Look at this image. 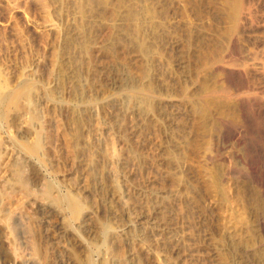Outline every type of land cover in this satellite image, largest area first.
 Listing matches in <instances>:
<instances>
[{
  "label": "rangeland",
  "instance_id": "1",
  "mask_svg": "<svg viewBox=\"0 0 264 264\" xmlns=\"http://www.w3.org/2000/svg\"><path fill=\"white\" fill-rule=\"evenodd\" d=\"M263 4L0 0L1 91L23 90L0 120V264H264V196L238 158L264 149V115L225 96L233 71L212 64L235 54L231 39L243 53L234 69L262 54ZM145 80L157 95L144 106ZM225 123L243 143L217 158Z\"/></svg>",
  "mask_w": 264,
  "mask_h": 264
},
{
  "label": "bare ground",
  "instance_id": "2",
  "mask_svg": "<svg viewBox=\"0 0 264 264\" xmlns=\"http://www.w3.org/2000/svg\"><path fill=\"white\" fill-rule=\"evenodd\" d=\"M93 1V0H92ZM243 1V0H242ZM257 1V0H256ZM263 1V0H262ZM106 3V1H103ZM259 2V1H258ZM227 3V2H226ZM240 3V2H239ZM252 3V2H251ZM87 4V3H86ZM103 4V3H102ZM236 4V3H235ZM250 4V3H249ZM262 4V3H261ZM233 5V4H231ZM239 5V4H238ZM245 5V4H244ZM264 5V4H263ZM225 6V5H224ZM249 6V5H248ZM237 9V8H236ZM242 9H245V8H242ZM261 9V8H260ZM228 10V9H227ZM246 10V9H245ZM187 11V10H186ZM230 11V10H229ZM241 11V10H240ZM252 11V10H251ZM84 12V11H83ZM86 12V10H85ZM231 12V11H230ZM258 12V11H257ZM229 14V13H228ZM238 14V13H236ZM242 19H246L247 17L244 15V13H242ZM233 15V14H232ZM247 15V14H246ZM264 15V14H263ZM132 16V15H131ZM134 16V15H133ZM260 16V15H259ZM228 17V16H227ZM250 17V16H249ZM248 17V18H249ZM234 18V17H233ZM236 18V17H235ZM247 18V19H248ZM251 19V18H250ZM233 20V19H231ZM238 20V19H237ZM236 20V21H237ZM242 20V21H243ZM234 21V20H233ZM252 21V20H251ZM264 21V20H263ZM244 22V21H243ZM247 22V21H246ZM235 23V22H233ZM253 23V22H252ZM259 23V22H258ZM262 23V22H261ZM140 24V23H139ZM231 24V23H230ZM250 24V23H249ZM232 25V24H231ZM243 25V24H242ZM247 25V24H246ZM245 25V26H246ZM208 26V25H207ZM243 27V26H241ZM249 27V26H248ZM251 27V25H250ZM254 27V25H253ZM230 28V27H229ZM228 28V29H229ZM231 29V28H230ZM244 29V28H243ZM251 29V28H250ZM77 30H79L77 28ZM129 30V29H128ZM211 30V29H210ZM232 30V29H231ZM256 30V29H255ZM217 31V30H216ZM228 31V30H227ZM239 31V30H238ZM260 31V30H259ZM85 33V32H83ZM91 33V32H90ZM145 33V32H144ZM157 33V32H156ZM226 33V32H225ZM232 33V32H231ZM82 34V33H81ZM220 35V34H219ZM79 36V35H78ZM82 36V35H81ZM216 36V35H215ZM80 37V36H79ZM78 37V38H79ZM85 37V36H84ZM201 37V36H200ZM209 37V36H208ZM76 38V37H75ZM73 39V38H72ZM226 39V38H225ZM237 39V38H236ZM236 39H231V41L229 42L232 47V49L234 48V51H235V54L233 52H227V53H224L223 56H216L217 54H215V51H213L212 53L215 54V57H213V63L212 64H216L218 68H222L224 69V72L225 70H228V71H233V72H229L226 74V77H228V82L229 83H232L231 85L234 86V88L231 90V92L228 90H226V93H225V96H229V98L233 99L235 104H237L238 106H240L241 108H243L245 111L248 107H254L256 110H258L259 114H263L264 115V51L262 52V54H253L255 53L254 51L251 52L252 54H247L246 55V59L250 62L249 64L248 61H246V59H243L244 62L242 63V65L240 64L241 68L238 69V66L237 68H232L231 66L235 65L233 62V59H235L234 56H238V55H242L243 53L238 51L237 50V47H235L237 43ZM249 39V38H248ZM253 39V38H252ZM262 39V38H261ZM260 39V40H261ZM81 40V39H80ZM215 40V39H214ZM238 40V39H237ZM242 40V39H241ZM89 43L90 41L87 40ZM152 41V40H151ZM218 41V40H217ZM264 41V40H263ZM81 42V41H80ZM85 42V41H84ZM83 43V42H82ZM199 43V42H198ZM257 43V42H256ZM260 43V42H259ZM258 43V44H259ZM264 43V42H263ZM72 44V43H71ZM75 44V43H74ZM84 44V43H83ZM261 44V43H260ZM68 45V44H67ZM80 45V44H78ZM262 45V44H261ZM134 46V45H133ZM139 46V45H138ZM88 47V46H87ZM144 47V46H142ZM152 47V46H151ZM219 47V46H218ZM244 47V46H243ZM261 47V46H260ZM259 47V48H260ZM138 48V47H137ZM147 48V47H146ZM221 48V47H220ZM89 49V48H88ZM92 49V48H91ZM140 49V48H139ZM206 49V48H205ZM212 49V48H211ZM239 49V48H238ZM245 49V48H244ZM137 50V49H136ZM143 50V48L141 49ZM220 50V49H218ZM247 50V49H246ZM245 50V51H246ZM257 50V49H255ZM83 51V50H82ZM147 51V49H146ZM208 51V50H207ZM228 51V50H227ZM243 51V50H241ZM262 51V50H261ZM84 52L86 53V51L84 50ZM139 52V50L137 51ZM148 52V51H147ZM136 53V52H135ZM144 53V51H143ZM207 53H210V52H207ZM212 53L208 54L211 55ZM184 54V53H183ZM206 54V53H203V55ZM221 54V52H220ZM148 55V54H146ZM145 55V56H146ZM151 55V54H150ZM158 55V53H157ZM149 57V56H148ZM147 57V58H148ZM212 56H210L211 58ZM142 58V57H141ZM159 58V57H158ZM206 58V57H205ZM170 59V58H169ZM237 59V57H236ZM239 59V58H238ZM237 59V60H238ZM242 59V58H241ZM143 60V59H142ZM141 60V61H142ZM147 60V59H146ZM209 60V59H208ZM139 61V60H138ZM197 61V60H196ZM211 61V60H210ZM240 61V59H239ZM238 61V62H239ZM142 63V62H141ZM149 63V62H148ZM156 63V62H155ZM199 63V62H198ZM138 66V65H137ZM208 66V64H207ZM221 66V67H219ZM148 67V66H147ZM192 67V66H191ZM92 68V67H91ZM197 68V67H196ZM217 68V69H218ZM138 69V68H137ZM146 66L145 68L143 66H141L140 68V73H141V76H147L146 74ZM215 70V69H214ZM221 70V69H220ZM151 71V70H150ZM197 71V69H196ZM211 71V70H210ZM139 72V71H138ZM137 72V74H138ZM192 72V71H191ZM198 72V71H197ZM205 72V71H204ZM158 74V73H157ZM201 74V73H200ZM153 75V74H152ZM139 76V75H138ZM140 76V78H141ZM145 76V77H146ZM150 76V75H149ZM151 77V76H150ZM167 77V76H166ZM195 77V76H194ZM143 78V77H142ZM152 79V77H151ZM258 82H256V80ZM141 80V79H140ZM148 80V79H147ZM145 80V81H147ZM194 80V79H193ZM152 81V80H151ZM164 81V80H163ZM172 81V80H171ZM190 81V80H189ZM180 82V81H179ZM140 83V82H139ZM209 83V82H208ZM157 84V83H156ZM162 84V83H160ZM137 86V85H136ZM165 86V85H164ZM174 87V86H173ZM182 87V86H181ZM208 87V86H207ZM211 87V86H210ZM155 88V87H154ZM154 88H153V84L152 82H149L147 81V83H142L140 85H138L137 87V91H136V94L138 95L137 98H139L138 100H140V103L144 104H149V105H152V101L154 100V98H156V89L154 91ZM187 88V87H186ZM220 88V87H218ZM2 87L0 86V120H4L7 116V112L9 111H6L5 109H2V106H3V103L7 102L8 104L9 103H18L19 102V99L23 93V90L22 92L21 91H12V92H9V93H5L3 94L1 91ZM176 89V88H175ZM193 89V88H192ZM27 89H25L26 91ZM161 90V89H160ZM215 90V89H214ZM158 91V90H157ZM167 91V90H166ZM173 91V90H172ZM192 91V90H191ZM198 91V90H197ZM201 91V90H200ZM216 91V90H215ZM28 91H26L27 93ZM159 92V91H158ZM209 93V92H208ZM213 93V92H212ZM199 94V93H198ZM202 94H203V90H202ZM214 94V93H213ZM212 94V95H213ZM25 95V93H24ZM23 95V96H24ZM160 95V94H159ZM171 95V94H170ZM182 95V94H181ZM26 96V95H25ZM24 96V97H25ZM194 96V95H193ZM210 97V96H209ZM23 98V97H22ZM21 98V99H22ZM159 98V97H158ZM219 99V98H218ZM137 100V99H136ZM157 100V99H156ZM213 100V99H212ZM217 100V99H216ZM135 101V100H134ZM223 101V100H222ZM157 101H155L156 103ZM159 102V101H158ZM190 102V101H189ZM211 102V101H210ZM227 101H225L224 103H226ZM136 103V102H135ZM213 103V101H212ZM166 104V103H165ZM221 104V103H220ZM229 104V103H228ZM149 105H147L145 108H147ZM154 105V104H153ZM156 105V104H155ZM214 105V104H213ZM9 106V105H7ZM4 107V106H3ZM12 107V106H11ZM14 107V106H13ZM167 107V106H166ZM181 107V106H180ZM226 107V106H225ZM144 108V109H145ZM179 108V107H178ZM8 109V108H7ZM10 109V108H9ZM8 109V110H9ZM21 109V108H20ZM138 109V108H137ZM142 109V108H141ZM149 109V107L147 108ZM146 109V110H147ZM220 109V108H219ZM150 110V109H149ZM217 110V109H216ZM224 110V109H223ZM143 111V110H141ZM161 111V110H160ZM218 111V110H217ZM144 112V111H143ZM244 112V111H243ZM193 113V112H192ZM195 113V111H194ZM213 113V112H212ZM245 113V112H244ZM243 113V114H244ZM139 114V113H138ZM214 114V113H213ZM151 115V114H150ZM169 115V114H168ZM245 115V114H244ZM8 116H9V113H8ZM207 116V115H206ZM212 116V115H211ZM210 117V116H209ZM208 117V119H209ZM246 117V120L249 122L250 121V117L251 116H244ZM162 118V117H161ZM142 120V118H141ZM154 121V120H153ZM246 121V122H247ZM149 122V121H148ZM208 122V121H207ZM215 122V121H214ZM251 122V121H250ZM247 123V124H251V123ZM78 123V122H77ZM140 123V122H139ZM254 123V122H253ZM225 127L222 129L219 137H218V145L217 148H216V151L214 150V152L218 155H216L214 152V154L216 155L217 158H219L221 155L220 153H223L221 151L224 150L225 146H226V143H228V141L230 142L231 139H234L236 138V142L238 144H241L243 143V139H242V130L241 129H232L230 128L228 125H226V123L224 124ZM250 127V125L248 126ZM213 128V127H212ZM251 128V127H250ZM252 128L253 125H252ZM251 128V129H252ZM142 129V128H141ZM195 130V129H194ZM217 130V129H216ZM215 131V130H214ZM254 131V130H253ZM139 133V132H138ZM219 133V132H218ZM256 133H259L261 135H263L262 137L264 138V128L262 129H257V132ZM185 134V133H184ZM81 135V134H80ZM260 135V136H261ZM218 136V135H217ZM80 137V136H79ZM120 137V136H119ZM78 138V137H77ZM140 138V137H139ZM183 138V136H182ZM195 139V138H194ZM254 140V139H253ZM39 142L38 140L35 139V141L32 143V145H28L27 146V151L29 152H36L39 148ZM115 142V140H114ZM217 142V141H216ZM176 143V142H175ZM192 143V141L190 142ZM259 144V143H258ZM25 146V145H24ZM195 146V145H194ZM207 146V145H206ZM236 146V145H235ZM259 145H256V144H252L250 147H249V152L246 154V155H243V156H238V158L240 159V162H241V165L243 166H246L248 168V170L251 171L252 175L254 176L257 184L260 186V190L264 196V169L262 168V164L264 163V149L258 147ZM261 146V145H260ZM115 148V147H114ZM190 148V147H189ZM25 149V150H26ZM183 149V148H182ZM209 149V148H208ZM198 150V149H197ZM207 150V149H206ZM247 150V149H246ZM191 152V151H190ZM115 153V152H114ZM239 153V152H238ZM246 153V152H245ZM231 155V154H230ZM214 156V155H213ZM127 158V157H126ZM212 159V158H211ZM172 160V159H171ZM140 163V162H139ZM201 163V162H200ZM212 163V162H211ZM240 164V163H239ZM212 168V167H211ZM98 169V168H97ZM235 170V169H234ZM147 172V171H146ZM183 172V171H182ZM17 176H18V180L21 184H27V181L25 180L24 178V175L23 173L21 172V170L18 168V171H17ZM204 173V172H203ZM250 173V172H249ZM90 174V173H89ZM89 176V175H88ZM128 176V175H127ZM213 177L215 175H212ZM217 178V176H215ZM214 177V178H215ZM91 178V177H90ZM138 178V177H137ZM203 178V177H202ZM253 178V177H252ZM96 179V178H95ZM119 179V178H118ZM213 179V178H212ZM186 180V179H185ZM192 180V179H191ZM209 180V179H208ZM213 181V180H212ZM211 183V182H210ZM218 184V181L216 182ZM156 185V184H155ZM172 185V184H171ZM158 187V186H157ZM240 187V186H239ZM26 188V187H25ZM114 188V187H113ZM151 189V188H150ZM114 192V196L116 198H119V192L117 190V188L115 189ZM154 192V191H153ZM48 193H49V190H48ZM100 193V192H99ZM119 195V196H118ZM65 200V199H64ZM63 200V201H64ZM117 201V200H116ZM115 201V202H116ZM53 202H55L56 204L60 205L62 203V201L59 199H54ZM66 204H67V208L69 210V213L72 215V217H77L79 216V214H81L82 212V209H83V206L81 204V202H79L78 200L76 199H72V198H67L66 199ZM116 204V203H115ZM119 204V203H118ZM117 205V204H116ZM107 206V205H106ZM134 206V205H133ZM205 207V206H204ZM119 208V207H118ZM121 208V207H120ZM124 209V208H123ZM123 211V210H122ZM126 211V210H125ZM124 213V212H122ZM70 217V219L72 220L73 218ZM117 218V217H116ZM77 219V218H76ZM121 219V218H120ZM74 220V219H73ZM123 223V222H122ZM197 226V225H196ZM240 231V230H239ZM189 232V231H188ZM85 233V232H84ZM83 232H81L80 230H77L76 232V238H78L81 242L80 243H84L86 242V236ZM260 236V235H259ZM222 239V238H221ZM33 243V242H32ZM241 243V242H240ZM250 243V242H249ZM125 245V244H124ZM125 247V246H124ZM188 250V249H187ZM121 251V250H120ZM228 253V252H227ZM39 254V249L38 247L36 246L35 243H33V246H32V253L31 255L34 257V256H37ZM123 256V255H122ZM38 257V256H37ZM32 260V259H31ZM33 261V262H32ZM32 261H30L32 264H36L35 263V259H33ZM125 261V260H124ZM141 261V260H140ZM188 261V260H187ZM207 261V260H206ZM136 262V261H135ZM175 262V261H174ZM87 264H94L93 261L89 260Z\"/></svg>",
  "mask_w": 264,
  "mask_h": 264
}]
</instances>
